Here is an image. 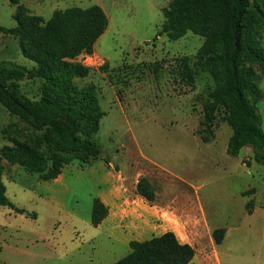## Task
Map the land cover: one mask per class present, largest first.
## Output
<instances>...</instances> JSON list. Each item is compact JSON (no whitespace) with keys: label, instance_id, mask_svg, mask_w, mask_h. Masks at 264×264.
<instances>
[{"label":"rangeland","instance_id":"374dc122","mask_svg":"<svg viewBox=\"0 0 264 264\" xmlns=\"http://www.w3.org/2000/svg\"><path fill=\"white\" fill-rule=\"evenodd\" d=\"M172 1L0 0V25L6 27L17 25L19 5L45 21L55 10L94 4L109 17L94 53L76 60L89 74L74 78L80 87H96L103 111L97 134L102 158L87 165L75 160L50 181L2 161L7 196L25 211L0 206V262L112 264L129 253L126 240L172 231L195 247L194 264H264V164L253 159L248 146L237 156L228 154L233 129L222 109L210 126L214 139L202 140L206 125L198 96L222 83L217 69L198 60L203 36L189 30L173 41L163 32V9ZM257 37L264 45V26ZM184 57L195 62L193 88L182 75ZM2 60L34 65L23 56L19 38L10 35H0ZM42 84V79L25 80L21 88L38 99ZM260 86L264 90V77ZM260 110L264 120V105ZM42 133L0 104V147L11 145L12 137L33 144ZM141 177L156 189L152 202L137 191ZM114 186L127 193L128 202L119 203L110 226H94V199ZM249 209L258 212L250 215ZM111 226L118 231L112 239ZM219 228L226 229L220 245L213 237Z\"/></svg>","mask_w":264,"mask_h":264},{"label":"trees","instance_id":"16d2710c","mask_svg":"<svg viewBox=\"0 0 264 264\" xmlns=\"http://www.w3.org/2000/svg\"><path fill=\"white\" fill-rule=\"evenodd\" d=\"M25 11L19 5L15 15L17 25H0V35L19 38L23 56L34 65L0 61V104L43 133L33 144L12 137L11 145L0 147V164L5 159L10 165H22L28 173L50 181L75 160L87 165L102 158L97 134L103 111L96 87H80L74 78L89 74L90 68L76 60L82 54L94 53L95 43L108 29L109 17L98 4L55 10L46 21ZM163 14L162 30L171 40L181 39L189 30L205 38L198 60L206 68L219 71L221 87L198 96L206 125L202 140L214 139L210 126L222 109L233 129L228 154L237 156L248 146L253 150V159L264 164V131L258 108V103L264 100L260 86L264 77V45L257 37L258 27L264 26V5L257 0H173ZM180 67L193 88L195 62L191 64L184 57ZM32 79L43 80L38 99L30 98L21 88L22 81ZM104 160L110 163L109 159ZM245 164L248 165L246 161ZM136 188L148 201L156 199V189L146 177L138 180ZM0 206L21 214L25 211L7 196L1 168ZM108 214L109 208L96 197L92 224L100 225ZM225 233V228L214 231L217 244L223 242ZM129 246V253L112 264H189L196 255L195 247L182 242L172 231L143 241L132 240Z\"/></svg>","mask_w":264,"mask_h":264},{"label":"crops","instance_id":"0c3cea01","mask_svg":"<svg viewBox=\"0 0 264 264\" xmlns=\"http://www.w3.org/2000/svg\"><path fill=\"white\" fill-rule=\"evenodd\" d=\"M264 105V100H262L261 102H259L258 103V108H259V112H260V114H261V110H260V106H263ZM261 116H262V114H261ZM263 122H264V120H263V116H262V124H263ZM263 128V127H262ZM264 131V130H263ZM62 174V173H61ZM60 174V175H61ZM59 175V176H60ZM58 176V177H59ZM57 177V178H58ZM56 178V179H57ZM101 200L105 203V205L109 208V214H108V216L103 220V222L100 224V225H98L97 227H102L104 224H108L110 221H111V219H113V216H117L116 214H117V212H119V203L121 202V201H127L128 202V195H127V193L123 190V189H121V187L120 186H114V188L113 189H111L108 193H106V194H104L103 196H101ZM258 211L257 210H255V212H251L250 213V215H255L256 213H257ZM109 226H110V223L108 224ZM116 228H115V226H111V228L108 230V236H109V238H111L110 236H115V233H117L118 231L116 230V231H114ZM114 233V234H113ZM112 239V238H111ZM113 239H115V238H113ZM131 240H126V242H130ZM224 241V240H223ZM182 242H184V241H182ZM185 243H188V242H185ZM222 243H224V242H222ZM221 243V244H222ZM190 244V243H189ZM192 245V244H191ZM218 245H220V244H218ZM196 258H197V252H196V255H195V257L193 258V260L189 263V264H194V262H196L195 260H196ZM222 259L224 260V258L222 257ZM2 261V260H1ZM2 262H4V261H2ZM7 263V262H6Z\"/></svg>","mask_w":264,"mask_h":264}]
</instances>
